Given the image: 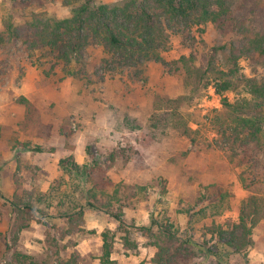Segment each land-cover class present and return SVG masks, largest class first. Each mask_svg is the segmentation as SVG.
<instances>
[{
    "label": "rangeland",
    "instance_id": "obj_1",
    "mask_svg": "<svg viewBox=\"0 0 264 264\" xmlns=\"http://www.w3.org/2000/svg\"><path fill=\"white\" fill-rule=\"evenodd\" d=\"M104 1L118 3L123 0ZM24 6L27 10H24ZM6 11L15 16L17 24L27 21V14L31 11L48 12L59 18L70 16V9L63 5L62 0H0V17ZM2 27L0 21V28ZM180 29L183 33L179 29L171 31L170 49L163 54L167 61L173 62L183 56L194 55L195 65L198 67L206 69L209 59H214L222 70L228 72L232 68L226 62L224 54H216L213 49L220 46L230 47L238 41L236 35L219 33L211 23L185 32L183 27ZM90 54L89 68L94 73L95 80H103V83H94L87 87L72 79L60 82L61 75L44 76L41 69L31 66L22 46L14 49L0 47V107L7 101L6 97H9L10 103L15 101L25 108V120L19 129L25 135L31 132L35 137L44 140L42 147L47 151L42 153L50 154V150L55 149L48 145L54 136V129L60 127L61 134L68 138L88 128L83 145L85 163L90 160L86 153L88 147L92 152L91 157L100 159L109 168L108 174L116 184L124 182L147 187L139 195L138 206L135 209H126L125 228L121 229L119 223L106 214L108 219L117 224L114 231L106 228L101 233L103 239L104 232H111V260L116 264H156L158 249L149 245L151 241L137 227L149 225L153 215L166 213L185 232L186 222L184 215L179 213L180 210L196 204L201 195V185L216 183L230 192L231 209L223 217L198 223L194 231H191L194 264H216L219 256L221 260L224 259L225 264H264V219L254 229L253 246L245 255L233 253L232 249L218 243L217 238L210 232L214 221L225 226L238 222L242 202L251 196L240 181L242 170L231 163L229 144L220 138L212 124L216 113L223 108L222 98L216 94L215 88L209 86L201 96L195 97L189 105L181 108V111L190 116V127L196 131L193 138L169 130L154 134L150 128L153 115L158 110L167 108L168 100H175L186 92L185 71L180 69V72H175L173 66L153 64L147 83L133 79L127 70L114 77H103L99 64L101 49L91 50ZM239 68L240 76L264 78L263 57L241 58ZM28 71L31 75L35 73V80L38 76L44 79V91L56 90L67 94L57 101L60 100L61 109L70 112L69 117L64 119L57 115L62 111L56 109L55 101L40 107L36 102L16 96V89L26 81ZM228 97L234 101L237 94L231 92ZM23 99L29 101V109L21 102ZM43 115L52 122H44ZM127 115L136 118L141 129H127L123 125ZM4 138L5 145L13 153L18 149V169L11 178L15 193H4V179H0V264H14L15 252L32 256L37 264H101L103 246L99 255L92 254L83 258L78 252L77 245L84 243V239H89V245L97 252V230L86 228L85 217L84 222L80 223L81 229H70L66 220L27 215V220L22 221L13 213L9 201L16 196L28 201L39 193H45L41 191V186L46 178L43 165H33L27 159L29 152L33 156L41 155L33 151L37 145L32 141L22 142L18 137L8 139L7 133L0 128V140ZM112 155L115 156L114 161ZM1 166L3 164L0 163ZM23 224H28V227L20 231L19 227ZM70 231L72 233H68ZM135 244L138 249L134 248ZM206 247L214 252L219 251L220 255L216 257L208 254Z\"/></svg>",
    "mask_w": 264,
    "mask_h": 264
},
{
    "label": "trees",
    "instance_id": "obj_2",
    "mask_svg": "<svg viewBox=\"0 0 264 264\" xmlns=\"http://www.w3.org/2000/svg\"><path fill=\"white\" fill-rule=\"evenodd\" d=\"M62 3L70 9L69 17L31 11L27 21L17 24L15 16L6 11L0 17L3 25L0 47L22 46L31 66L41 69L44 76L61 75L60 82L72 79L87 87L103 83V80H95L89 68L90 51L96 49H101L99 64L103 77H114L127 70L133 79L147 83L153 64L173 66L175 72L183 69L186 92L175 100H168L167 108L153 115L150 128L154 134L169 130L193 138L196 131L190 127L189 114L181 108L213 86L222 98L223 108L216 113L212 124L220 138L229 144L231 163L242 170L240 181L251 196L242 202L238 222L225 226L214 221L210 232L233 253L244 254L253 246L254 229L264 219V78L240 76L239 61L264 58V1L123 0L107 3L104 0H62ZM209 23L219 33L238 37L230 47L213 49L216 54L222 52L232 66L228 72L217 66L214 59H209L205 69L195 65L194 55L173 62L164 58L163 54L170 49L171 31L179 29L183 33L181 27L185 32ZM231 92L237 94L234 101L228 97ZM21 102L29 109L28 100ZM123 125L132 131L141 129L138 120L129 115ZM33 151L47 150L37 145ZM86 153L90 160L84 164H79L74 155L62 158L61 173L47 192L28 201L17 196L9 201L18 219L25 221L27 215L56 218L66 220L70 229H81L86 208H90L107 214L121 229L125 228L126 209L138 206L139 195L147 187L116 184L105 163L92 158L88 147ZM111 158L115 160L114 155ZM200 190L196 204L185 206L179 212L185 218V232L166 213L153 215L149 225L137 227L151 241L149 245L158 249L156 264H194L191 231L198 223L223 217L231 209L232 196L226 187L211 183L201 185ZM27 227L28 224H23L19 230ZM110 234L109 230L103 233L101 264H116L111 260ZM134 248L138 249V245ZM205 251L216 257L220 255L219 251L207 247ZM219 257L216 264H225ZM13 258L14 264H37L27 254L15 252Z\"/></svg>",
    "mask_w": 264,
    "mask_h": 264
},
{
    "label": "crops",
    "instance_id": "obj_3",
    "mask_svg": "<svg viewBox=\"0 0 264 264\" xmlns=\"http://www.w3.org/2000/svg\"><path fill=\"white\" fill-rule=\"evenodd\" d=\"M35 73L31 75V72L28 71L27 76L25 77L26 81L23 85L16 89L17 97H25L31 102H36L40 107L48 103L53 104V101L57 102L56 109L58 111H62L57 115H60V118H67L71 114L67 109L60 108L59 101L66 97L67 94L60 91H44L42 89L43 78L38 76L37 80L34 79ZM16 97V98H17ZM7 101L3 103L0 107V128L7 133L8 139L12 137H18V140L32 141L34 145L44 146V140L35 137L31 132L29 134H24L20 131V124L25 120V108L21 105H18L17 102L12 101L10 103V98L6 97ZM60 99L59 101H57ZM3 100V98H2ZM50 101V102H49ZM64 109V110H63ZM44 122L51 123L52 120H47L45 116L42 117ZM19 132L18 134L16 133ZM88 128H85L84 131L73 134L70 137H66L61 134L60 127L56 130L54 129V136L49 141V147L55 148L54 152L48 153H40L41 155H35L31 152L27 153V159L33 165L41 164L43 165V171H45L44 182L41 186V191L46 192L49 190L52 181L60 175L59 162L62 158L74 155L76 161L79 164H84L86 162V156L84 154V138L88 135ZM0 153L1 160L0 163L3 166L0 167V179H4L2 184L4 186V193L13 194L15 193V189L12 186L11 178L14 173L17 172L18 169V160H17V150L14 153L11 151V148L8 145H5V138L0 140ZM30 151V150H28ZM24 172V171H23ZM22 172V173H23ZM85 221L86 228L88 229H96L97 230V241L98 245L96 248L91 247L89 245V241L86 239L84 243H79L77 245L78 252L81 257H90L92 254L99 255L101 248L103 246L102 232L105 231L106 228L114 231L117 227L116 222L108 219L107 215L103 212H96L94 209L87 208L85 211ZM117 244V243H116ZM119 244H117L118 246ZM86 249V250H84ZM114 260V258H113Z\"/></svg>",
    "mask_w": 264,
    "mask_h": 264
}]
</instances>
